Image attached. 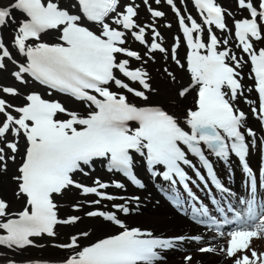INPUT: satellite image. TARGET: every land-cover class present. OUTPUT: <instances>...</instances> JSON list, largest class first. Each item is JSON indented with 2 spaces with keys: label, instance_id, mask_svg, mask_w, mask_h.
<instances>
[{
  "label": "snow or ice",
  "instance_id": "obj_1",
  "mask_svg": "<svg viewBox=\"0 0 264 264\" xmlns=\"http://www.w3.org/2000/svg\"><path fill=\"white\" fill-rule=\"evenodd\" d=\"M235 2L239 19L217 0H194L203 21L198 23L190 14L182 15L174 0H166L178 17L189 49L187 70L191 74V84L179 90L178 95L183 98L192 88L197 89L194 109L185 112L186 127L162 108L137 106L124 94L127 92L147 101L149 97L145 90L154 91L143 66L131 67L132 60L142 64L147 60L140 52L126 46L129 34L147 48L145 56L149 59H154L157 52L169 53L159 42L162 37L155 21L144 25L137 23L139 5L135 0L122 7L121 0H70L63 7L60 0L0 2V71H7L6 61L11 62L17 67L11 76L21 85L27 84V77H30L52 91L84 102L90 109L87 115H81L66 108L59 100L44 99L38 92H29L23 96L22 105H15L4 96L19 97L22 95L20 90L0 85L3 94L0 95V173L7 172L9 161L15 162L19 138L23 136L26 141L19 174L12 177L16 182L15 196L18 200L24 198V207L12 212L9 202L0 198V246L18 250L36 247L37 238L46 236L54 241L58 226L78 224L82 219L80 216H58L54 195H62L66 189L75 187L84 196L98 197L87 201L89 205L116 199L103 190L110 186L123 189L125 186L120 182L110 185L97 179L94 186H86L73 179V173L84 171L82 165H90L98 158L108 161L109 171L119 172L133 185L143 188L133 166L136 154L146 156L150 169L160 166L166 169L153 171V176L162 175L173 186L183 185L188 196L198 201L189 186L195 180L184 166L193 169L205 186L209 181L188 158L191 154L207 170L210 183L221 194L234 195L217 178L205 155L207 151L223 160L235 154L248 177L250 190L247 198L238 200L239 210L229 204L226 211L219 207L220 201L215 197L212 202L218 206L216 215L211 214L203 203L200 206L193 203V218H207L200 222L213 229V239L219 237L225 241L219 248L201 246L198 251L219 252L231 260V264H264V252L252 247L253 239H264V201L258 199V186L264 187V180L258 181L247 159L250 143L255 141L246 142V135L255 137L256 133L251 128L246 132L242 130L246 113L233 103L244 94L240 69L250 64L249 78L254 80L259 93L258 106L251 111L264 122V47L258 46L264 44V0ZM143 3L152 17L165 15L163 11L153 9L148 0ZM155 3L159 4L160 0ZM245 12L247 15H243ZM228 18H232L231 28ZM85 20L96 25L98 31L86 26ZM9 25H15L10 45L25 58L23 63L14 58L9 44L5 43L2 30ZM213 28L232 34L234 47L241 54L229 46L227 35L222 39ZM53 30L59 33V42H44L43 35ZM149 32L150 39L147 38ZM174 39L172 59L184 67L175 54L180 37ZM117 72L144 90L130 86L116 75ZM165 72L175 80L167 69ZM60 115L67 118L60 119ZM173 202L181 206L178 197ZM82 207L80 203L72 205L75 211ZM112 207L115 211L96 208L85 215L101 218L121 231L83 246L80 240L90 235L88 231L71 234L67 242L53 243V247L67 252L61 264H160L164 259L160 250L171 249L177 241L185 240L183 236L157 238L140 228H130L118 216V213L128 214L130 209L124 204H113ZM228 213H233L231 219ZM226 225L230 226L228 230H224ZM190 239L200 242L203 238L194 236ZM184 259L186 264H191L193 257L188 255Z\"/></svg>",
  "mask_w": 264,
  "mask_h": 264
},
{
  "label": "bare ground",
  "instance_id": "obj_2",
  "mask_svg": "<svg viewBox=\"0 0 264 264\" xmlns=\"http://www.w3.org/2000/svg\"><path fill=\"white\" fill-rule=\"evenodd\" d=\"M183 49L184 46L180 45L178 50V59L180 60V63L184 65V67H180L175 71L176 78L185 79L189 72L187 70V61L183 57ZM150 66H155L154 63H150ZM156 74V73H154ZM154 84L158 87L157 92L149 94V98L147 102L155 101L156 103L164 104L166 107H168L174 115H176L179 119L181 116H184L185 109L192 104L191 101V95H186L183 98L176 97L172 94L171 91V83L165 82L164 80H160L157 75L154 77ZM175 90V88H174ZM246 96L251 97L248 92H246ZM251 125L256 128L254 131L256 133L255 137H250L251 141H255L257 134L259 132V124L257 120H252ZM12 173L11 168L9 167L6 173H0V194L5 196L12 202L11 209H14L15 206L14 203L20 204V200L13 197L12 193L10 192V184L13 182V180L10 178V175ZM11 179V181H10ZM68 194H65L67 197ZM61 200H65V197L61 198ZM85 218V217H84ZM134 219L143 222L149 226L155 227L157 230H166V229H178L183 225H187L188 223L184 220L183 217H179L178 215H175L172 218L168 217L167 207L157 205L155 208H152L150 206L142 207L141 211L134 216ZM99 221V220H98ZM83 222V221H82ZM103 222L101 223H85L81 228L83 229H90V232H97L101 229ZM70 227V226H69ZM80 227V226H79ZM71 228V227H70ZM76 229V228H75ZM69 233L74 232L68 231ZM212 236V234H211ZM43 254L47 258H51L53 256L57 255V250L52 249L49 246H46L42 249ZM183 254L177 252L174 253L172 256L168 257L166 260L161 261V264H177L181 259L183 260ZM198 256H196L197 258ZM202 264H212V263H221L226 264V259L222 256V254H207L206 257L202 256L200 258ZM230 261V260H229Z\"/></svg>",
  "mask_w": 264,
  "mask_h": 264
},
{
  "label": "rangeland",
  "instance_id": "obj_3",
  "mask_svg": "<svg viewBox=\"0 0 264 264\" xmlns=\"http://www.w3.org/2000/svg\"><path fill=\"white\" fill-rule=\"evenodd\" d=\"M1 1H2V2H6V1H8V0H0V2H1ZM178 85H179V84H178L177 82H174V84L172 83L171 89H173V91H172V90H171V91H172V94H173V95L176 94V91H177L176 88L178 87ZM174 88H175V90H174ZM11 188H12V183L10 184V188H9L10 192H11ZM94 219H95V221H98V220H99V219H96V218H94ZM94 219H89V218H84V217H83V218L81 219V221H80L78 224L73 225V227L70 228L69 226H67L66 229H65V231H67L68 229H69V230H71V229L77 230V229L81 228V224H82V223H86V222H85L86 220H89V221L94 222ZM82 221H83V222H82ZM79 226H80V227H79ZM75 228H76V229H75ZM97 235H98V234H96L95 236H97ZM86 239H87V238H86Z\"/></svg>",
  "mask_w": 264,
  "mask_h": 264
}]
</instances>
